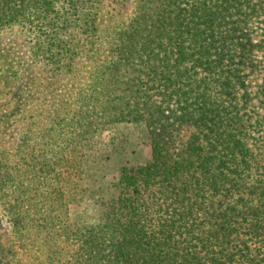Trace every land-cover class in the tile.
<instances>
[{
    "label": "trees",
    "instance_id": "16d2710c",
    "mask_svg": "<svg viewBox=\"0 0 264 264\" xmlns=\"http://www.w3.org/2000/svg\"><path fill=\"white\" fill-rule=\"evenodd\" d=\"M67 1L87 7L75 12L81 40L39 37L33 55L54 74L91 61L94 89L71 132L44 137L30 194L11 205L0 186L12 226L32 232L43 264H264V0H136L120 23L101 0ZM59 5L0 0V30L35 12L78 39ZM133 128L152 162L124 168L81 213L103 137L115 148Z\"/></svg>",
    "mask_w": 264,
    "mask_h": 264
},
{
    "label": "rangeland",
    "instance_id": "374dc122",
    "mask_svg": "<svg viewBox=\"0 0 264 264\" xmlns=\"http://www.w3.org/2000/svg\"><path fill=\"white\" fill-rule=\"evenodd\" d=\"M101 1L99 8L103 11L100 13L105 20L112 18L119 23L132 15L136 2ZM68 3L61 0L55 13L60 11L67 17L69 24L66 26L78 39H71L70 33L55 37L54 32L46 30L44 22H37L35 12L19 17L18 22L7 24L0 30V186H5L1 194H10L11 205L31 192L33 160L38 175L43 176L44 137L51 133L71 132L80 116L83 93L90 94L94 89L91 75L94 65L91 61L78 58L71 72L54 74L45 68L43 59L33 55V47L39 37L46 41L57 38L64 43L81 40L76 34L79 25L75 12H81L83 8L87 11V7L79 6L77 11H73ZM113 21L106 23L113 24ZM38 28H43L42 33L38 32ZM86 125L87 131L91 130V121H87ZM112 142V134L103 137L100 147L103 160L86 181L94 196L80 208V212L88 216L94 215V199L107 197L124 168L133 169L152 162L151 145L140 128L129 130L122 144L115 148ZM106 156L109 158L106 159ZM42 182L40 178V190ZM7 190L10 192L7 193ZM5 202L6 199L0 201V264H43L40 246L32 232L12 226ZM29 216L36 217L33 214Z\"/></svg>",
    "mask_w": 264,
    "mask_h": 264
}]
</instances>
